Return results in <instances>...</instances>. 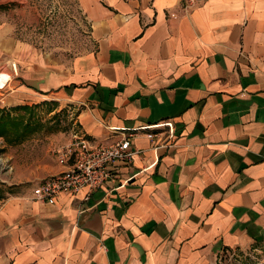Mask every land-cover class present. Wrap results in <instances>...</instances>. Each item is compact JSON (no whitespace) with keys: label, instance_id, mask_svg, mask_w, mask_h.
I'll use <instances>...</instances> for the list:
<instances>
[{"label":"crops","instance_id":"crops-1","mask_svg":"<svg viewBox=\"0 0 264 264\" xmlns=\"http://www.w3.org/2000/svg\"><path fill=\"white\" fill-rule=\"evenodd\" d=\"M77 3L91 40L72 57L0 23V67L17 68L4 99L69 108L59 144L141 152L54 203L34 185L0 196V264H211L264 241V0Z\"/></svg>","mask_w":264,"mask_h":264},{"label":"rangeland","instance_id":"rangeland-1","mask_svg":"<svg viewBox=\"0 0 264 264\" xmlns=\"http://www.w3.org/2000/svg\"><path fill=\"white\" fill-rule=\"evenodd\" d=\"M2 22L18 39L42 51L72 57L90 47V28L77 0H0ZM12 62L15 61L8 60L6 67H0V87L12 72ZM5 88L0 90L3 116L21 118L23 122L35 124L36 129L18 141L9 139L15 135L0 137V196L4 197L35 185L45 176L55 164L53 151L61 144L55 138L68 134L73 122L71 110L56 101L8 105L4 99ZM23 105L29 108L19 109ZM229 252L234 257L223 264H264V241Z\"/></svg>","mask_w":264,"mask_h":264},{"label":"built area","instance_id":"built-area-1","mask_svg":"<svg viewBox=\"0 0 264 264\" xmlns=\"http://www.w3.org/2000/svg\"><path fill=\"white\" fill-rule=\"evenodd\" d=\"M10 67L13 73H17L15 62L10 63ZM8 81L0 90L5 88ZM140 152L132 148L129 137L112 143H91L80 133H73L69 142L56 149V160L62 167L61 171L37 181L32 188L33 197L38 201L54 203L62 193L74 194L81 189L92 191L110 180L119 165L130 164ZM232 257L234 255L225 250L211 264H223Z\"/></svg>","mask_w":264,"mask_h":264},{"label":"trees","instance_id":"trees-1","mask_svg":"<svg viewBox=\"0 0 264 264\" xmlns=\"http://www.w3.org/2000/svg\"><path fill=\"white\" fill-rule=\"evenodd\" d=\"M27 106H19V109L25 110L28 109ZM8 117L3 116V112L0 110V137H7L8 134L15 135V138H10L11 140H21L23 139L28 132L31 130L34 131L36 129L35 124L29 123V122H23L21 118H15V117ZM18 124L21 125V127H18ZM8 138V137H7Z\"/></svg>","mask_w":264,"mask_h":264},{"label":"bare ground","instance_id":"bare-ground-1","mask_svg":"<svg viewBox=\"0 0 264 264\" xmlns=\"http://www.w3.org/2000/svg\"><path fill=\"white\" fill-rule=\"evenodd\" d=\"M7 81H8V80H6V82H7ZM6 82H5V83H6Z\"/></svg>","mask_w":264,"mask_h":264}]
</instances>
